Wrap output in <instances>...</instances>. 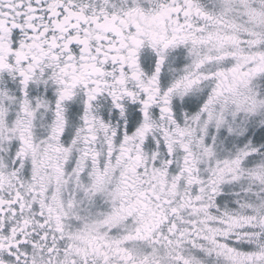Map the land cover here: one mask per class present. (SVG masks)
Segmentation results:
<instances>
[{
    "label": "snow or ice",
    "instance_id": "snow-or-ice-1",
    "mask_svg": "<svg viewBox=\"0 0 264 264\" xmlns=\"http://www.w3.org/2000/svg\"><path fill=\"white\" fill-rule=\"evenodd\" d=\"M0 264H264V0H0Z\"/></svg>",
    "mask_w": 264,
    "mask_h": 264
}]
</instances>
